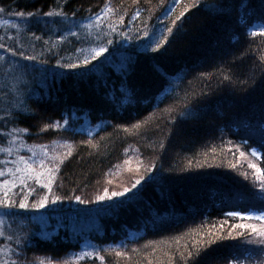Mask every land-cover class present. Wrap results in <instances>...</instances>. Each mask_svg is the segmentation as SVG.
Wrapping results in <instances>:
<instances>
[{"label":"trees","instance_id":"obj_1","mask_svg":"<svg viewBox=\"0 0 264 264\" xmlns=\"http://www.w3.org/2000/svg\"><path fill=\"white\" fill-rule=\"evenodd\" d=\"M0 9L15 21L0 28V198L15 202L0 220L44 196L46 213L90 212L57 233L53 213L0 260L264 264V219L231 215L264 212V0ZM18 142L44 150L40 177L14 171Z\"/></svg>","mask_w":264,"mask_h":264},{"label":"rangeland","instance_id":"obj_2","mask_svg":"<svg viewBox=\"0 0 264 264\" xmlns=\"http://www.w3.org/2000/svg\"><path fill=\"white\" fill-rule=\"evenodd\" d=\"M0 21H3V23H0V28L9 25L10 27L8 29L13 30V24L15 23V21H13L12 19H1V18ZM2 52L5 51L3 50ZM15 152L17 154L19 152L29 153V157L27 158L22 157L23 159H21L20 157L18 161L16 160L17 162L15 163L16 166L14 171H16V173L18 172L17 173L18 175H23L26 173L33 175L34 177H40L42 175V171H41L42 164L40 161L43 160L42 159L39 160L38 158L40 157V155L43 154L44 152L43 149L33 145L29 149L24 145V143L18 142L15 145ZM42 180L41 183L43 185L42 184L41 185L44 186L45 184L43 183ZM4 199H5L4 196L0 198V200L7 202L8 199L5 200ZM44 206L45 204L42 207H40L41 209H38V212H36V210H34L32 207L30 208H32L33 210L28 208H20V210H22V213L18 214L17 216L16 215L12 216L11 214L10 217H8L6 220L5 219L0 220V233H2L0 234V240H2L3 242L2 245H0V254L5 255L6 253H9V251L11 250L9 246L11 244L12 245L23 244V242L29 239V236L33 233V230L36 227H39L43 230L48 228L51 224V222L49 221V217H51L53 213L57 215L56 222H54L55 226L53 227L55 231L53 233H57L58 229L61 227L62 221L59 222L57 220L63 219L64 215H65V220L68 218V223H67L68 226H75L77 225V221H75L76 217L83 214L84 212L90 213L85 210H71V212H63L62 214L59 212H53V208H50L52 213H46L47 209ZM1 208L8 209L9 207L1 206ZM74 208H70V209H74ZM28 212H30L31 215L27 214ZM255 216L259 217L258 214ZM51 230L52 228L50 229V231ZM86 246H91L90 242L86 241Z\"/></svg>","mask_w":264,"mask_h":264},{"label":"snow or ice","instance_id":"obj_3","mask_svg":"<svg viewBox=\"0 0 264 264\" xmlns=\"http://www.w3.org/2000/svg\"><path fill=\"white\" fill-rule=\"evenodd\" d=\"M0 11H2V9H0ZM51 14H52V13H49V15H51ZM17 15H21V13H17ZM28 15H32V14L29 13ZM61 15H62V13H61ZM0 23H3V21H0ZM260 31H261V32H264V28H261ZM253 34H255V33H253ZM0 47H4V45H0ZM157 47H159V45H157ZM8 51L11 52V51H13V49L8 48ZM105 51H106V49L103 48V47H100L99 49H96V50H95V55L93 56V59H96V57L101 56V54L104 53ZM20 55H23V53H20ZM28 59H34V58H33V57H29ZM83 63H84V64H88L89 61H88L87 59H85V60L83 61ZM65 66H66V67H76V65H72V64L65 65ZM46 127H47V126H46ZM5 150H6V149L0 148V151H5ZM254 153H255V154H259L258 150H254ZM251 167L255 168L256 165L253 164V165H251ZM257 171H259V169H257ZM2 174H3V173L0 172V175H2ZM142 178H143V177H141V179H142ZM139 182H140L139 180L136 181L137 184H138ZM3 183L6 185V184L9 183V181H4ZM45 186L48 187V185H45ZM261 189H262V191H264V185H261ZM128 191H129V188H127V187L124 188V190H123L124 193H127ZM122 194H123V193H121V192H112V193H111L112 196H119V195H122ZM5 196L7 197V193H5ZM106 196H107V190H105L104 195H97L96 199H97V200H104V199L106 198ZM53 199H54V200H59L60 197L57 196V197H54ZM75 199L79 201V200H81V197L76 196ZM83 202H87V201H83ZM14 203H15V202L12 201V200H10V199L7 200V202H5V201H3V200H0V206H4V207H11V206H13ZM46 203H48V197H47V196H44V197H42L38 202L32 204L31 207L39 208V207H42V206H43L44 204H46ZM18 206H19L20 208H28L30 205L28 204V202H27L26 200L21 199V200L19 201ZM231 215H233V216H245V215H247V216H249V217H252V216H255V215H257V214H255V213H238V212H234V213H231ZM258 216H259V218L264 219V212H260V213L258 214ZM245 227H247V226H245ZM0 234H2V233H0ZM260 242H261V243H264V241H260ZM101 259H103V257H101ZM0 264H8V262H7V261H2V260H0Z\"/></svg>","mask_w":264,"mask_h":264}]
</instances>
